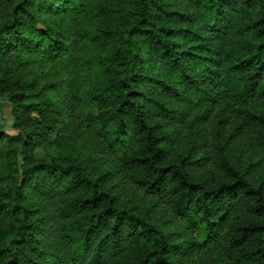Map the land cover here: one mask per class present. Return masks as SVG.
Returning a JSON list of instances; mask_svg holds the SVG:
<instances>
[{
  "label": "trees",
  "instance_id": "16d2710c",
  "mask_svg": "<svg viewBox=\"0 0 264 264\" xmlns=\"http://www.w3.org/2000/svg\"><path fill=\"white\" fill-rule=\"evenodd\" d=\"M2 104L0 264H264V0H0Z\"/></svg>",
  "mask_w": 264,
  "mask_h": 264
},
{
  "label": "rangeland",
  "instance_id": "374dc122",
  "mask_svg": "<svg viewBox=\"0 0 264 264\" xmlns=\"http://www.w3.org/2000/svg\"><path fill=\"white\" fill-rule=\"evenodd\" d=\"M11 123L12 119L10 116L9 108L6 106V104L0 105V127L1 131L12 134L13 131L11 129ZM35 155L37 158L43 159L45 161H49L50 158L54 155L52 151H42L37 150L35 152Z\"/></svg>",
  "mask_w": 264,
  "mask_h": 264
}]
</instances>
